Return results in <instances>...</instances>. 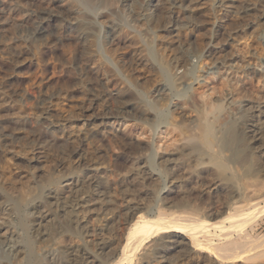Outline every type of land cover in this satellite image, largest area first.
Wrapping results in <instances>:
<instances>
[{"label": "rangeland", "instance_id": "1", "mask_svg": "<svg viewBox=\"0 0 264 264\" xmlns=\"http://www.w3.org/2000/svg\"><path fill=\"white\" fill-rule=\"evenodd\" d=\"M171 3L0 0V263L33 264L22 246L32 238L37 239L40 262L55 249L42 240L44 236L38 238L47 226L39 222L46 205L34 195L41 192L47 176L69 179L85 171L88 162L84 159L93 157L92 151L121 161L132 154L130 143L144 155L151 152L152 157L153 146L159 153L171 150L181 134L164 122L171 117L177 121L181 114H205L206 106L219 105L217 114H264V0H179V12ZM246 4H251L247 12L243 10ZM53 13L59 15L58 28L48 25ZM80 25L92 33V42L74 38L73 31ZM169 25L180 26L183 32L177 36L160 29ZM39 28H43L41 34ZM87 55L91 57L85 59ZM162 59L169 65L166 72L151 66ZM98 65L100 71L93 72ZM177 75L183 77L174 83ZM62 91L58 104H49L46 98ZM124 99L133 101L135 109L149 118L132 119V109H117ZM263 124L255 125L257 154L264 151ZM113 137L127 138L126 145L114 142ZM84 139L90 142V150ZM35 151L41 152L39 156ZM261 158L264 162V154ZM203 180L206 185L211 182ZM79 214V225L87 221L102 227L103 221L94 213ZM116 217L111 228L102 231L109 243L99 259L105 260L117 249L122 221ZM263 219L247 224L246 233L263 234ZM78 235L71 236L75 243ZM18 243L22 251L15 248ZM169 254L171 259L174 253ZM70 257L65 264L83 261ZM258 258L245 262L264 260Z\"/></svg>", "mask_w": 264, "mask_h": 264}, {"label": "bare ground", "instance_id": "2", "mask_svg": "<svg viewBox=\"0 0 264 264\" xmlns=\"http://www.w3.org/2000/svg\"><path fill=\"white\" fill-rule=\"evenodd\" d=\"M178 1L171 0L176 12L180 11ZM249 9L251 4L243 7L246 12ZM53 14L48 25L55 27L59 23V15ZM179 27L169 25L160 29L173 31L178 36L183 32ZM42 29H38L40 34ZM73 35L82 42H92L93 39L92 33L81 25L74 29ZM83 56H86L85 53ZM90 57L87 55L85 59ZM167 65L168 62L162 59L151 66L166 72ZM100 68L98 65L92 70L98 73ZM179 75L173 77V82L176 81L174 83L177 80L181 82L182 75ZM81 76L79 74L78 77ZM63 94V91L53 93L46 99L49 104L57 105ZM127 108L134 111L132 119L149 118H146L148 114L137 111L131 100H121L117 106L120 110ZM207 108L208 111L209 108L213 109L209 111L210 114H206L208 111L205 114H187L188 116L181 114L177 121L174 117L164 120L166 126L176 128L181 134L180 141L171 150L167 151L165 148L159 153L153 146L152 157L151 152L144 155V151L139 152V146L136 148L130 143V146L127 145L132 148V154L118 161L103 156L96 149L97 152L92 151L93 157L84 159L88 162L84 161L87 164L85 171H80L69 179H59L47 174L50 176H47V180L44 177L46 181L39 189L41 192H36V189L33 192L37 194L34 197H42L40 201L46 205L39 222L45 221L47 226L38 233V238L44 236L42 240L51 243L55 249H49L50 253L47 252L46 255L42 251L45 260L40 262L41 258L38 260L36 257L34 242L37 239L28 238L27 242L23 241L25 243L22 246L28 249L33 264H53L55 260L64 263L70 256L81 257L83 261L80 264H94L96 260L100 264H151L152 261L157 264H246L245 261L264 258V233L252 237L246 233L248 228L245 230L247 224L258 217H264V162L263 157L261 158L264 151L258 150L257 154L255 147L258 140L255 125L264 123V114H217L221 108L217 104L206 106ZM152 115L156 117V114ZM116 137H113L114 142L126 145L127 138L124 140ZM84 143L90 150V142L85 140ZM39 153L41 152H36L37 155ZM78 162L83 163L82 160ZM207 178L211 181L209 185L203 180ZM194 193L196 194L192 198ZM120 197L122 202H119ZM142 199L144 200L139 201ZM80 212L97 215L99 222L103 221L102 227L89 225L87 221L79 225L77 220ZM116 216L118 219L119 216L122 217L117 249L105 260L99 259L98 255L109 243L102 231L111 228ZM72 222L77 223L72 225ZM77 234L80 236L79 243H75L72 238ZM40 242L42 243L41 240ZM22 246L18 243L15 248L22 251ZM169 253L176 256L173 254L175 257L169 256L170 259L166 256ZM262 260L256 264H264Z\"/></svg>", "mask_w": 264, "mask_h": 264}]
</instances>
